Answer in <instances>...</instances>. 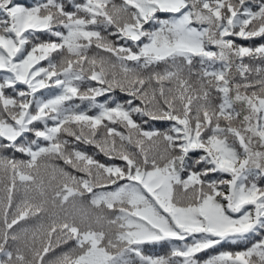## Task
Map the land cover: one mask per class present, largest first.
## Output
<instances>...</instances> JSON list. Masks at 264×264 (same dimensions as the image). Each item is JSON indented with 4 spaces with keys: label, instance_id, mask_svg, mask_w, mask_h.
Wrapping results in <instances>:
<instances>
[{
    "label": "snow or ice",
    "instance_id": "1",
    "mask_svg": "<svg viewBox=\"0 0 264 264\" xmlns=\"http://www.w3.org/2000/svg\"><path fill=\"white\" fill-rule=\"evenodd\" d=\"M0 264H264V0H0Z\"/></svg>",
    "mask_w": 264,
    "mask_h": 264
},
{
    "label": "trees",
    "instance_id": "2",
    "mask_svg": "<svg viewBox=\"0 0 264 264\" xmlns=\"http://www.w3.org/2000/svg\"><path fill=\"white\" fill-rule=\"evenodd\" d=\"M31 2V0H30ZM123 94L117 92L116 93V97L119 99L120 97H122ZM100 99H103V98H100ZM76 103H80L79 101H77ZM82 107H87V104H83ZM81 147L87 151L89 154H94L96 155V158L101 160V161H104L106 158L103 157L102 155H97L96 154V150L91 147V146H87V145H81ZM19 155V154H17ZM117 163H119V161H117ZM229 248L228 245H225L224 246V249H227ZM149 252L153 253V254H160V255H164V254H167V252L169 251V247L167 245H164V246H160V245H156V246H149L148 249H147ZM203 258H207V255L204 254Z\"/></svg>",
    "mask_w": 264,
    "mask_h": 264
},
{
    "label": "rangeland",
    "instance_id": "3",
    "mask_svg": "<svg viewBox=\"0 0 264 264\" xmlns=\"http://www.w3.org/2000/svg\"><path fill=\"white\" fill-rule=\"evenodd\" d=\"M202 256H204V254H201Z\"/></svg>",
    "mask_w": 264,
    "mask_h": 264
}]
</instances>
